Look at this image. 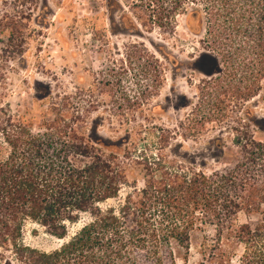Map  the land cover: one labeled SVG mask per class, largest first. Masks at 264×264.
<instances>
[{
  "label": "rangeland",
  "instance_id": "1",
  "mask_svg": "<svg viewBox=\"0 0 264 264\" xmlns=\"http://www.w3.org/2000/svg\"><path fill=\"white\" fill-rule=\"evenodd\" d=\"M180 1L195 8L190 0H0V116L39 123L79 110L106 152L133 142L207 174L230 166L241 157L239 137L264 143V0L257 27L237 36L213 19L192 32ZM23 242L51 252L66 240L28 223ZM0 254V264H22L12 249ZM199 261L195 247L188 264Z\"/></svg>",
  "mask_w": 264,
  "mask_h": 264
},
{
  "label": "trees",
  "instance_id": "2",
  "mask_svg": "<svg viewBox=\"0 0 264 264\" xmlns=\"http://www.w3.org/2000/svg\"><path fill=\"white\" fill-rule=\"evenodd\" d=\"M190 2L177 9L195 33L213 19L237 36L260 17L258 0ZM83 115L0 116L1 249L22 264H188L195 247L198 264H264V143L239 137L241 157L207 174L133 142L106 152L84 132ZM28 223L66 242L30 248Z\"/></svg>",
  "mask_w": 264,
  "mask_h": 264
}]
</instances>
